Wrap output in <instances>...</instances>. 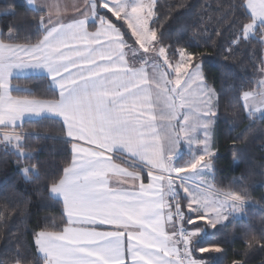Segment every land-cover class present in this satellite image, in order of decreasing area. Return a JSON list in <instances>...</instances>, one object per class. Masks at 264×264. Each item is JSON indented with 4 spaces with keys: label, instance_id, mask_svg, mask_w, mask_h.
<instances>
[{
    "label": "crops",
    "instance_id": "obj_1",
    "mask_svg": "<svg viewBox=\"0 0 264 264\" xmlns=\"http://www.w3.org/2000/svg\"><path fill=\"white\" fill-rule=\"evenodd\" d=\"M249 1L252 20L264 26L254 18ZM25 2L44 12V35L32 45L0 40V128L19 125L21 115L23 121L54 117L71 142L70 163L50 187L62 202L66 225L35 236L44 264H181L170 199L172 186L185 189L171 176L173 169L183 172L182 160L173 161L184 144L164 114L168 82L155 59L154 43L151 47L143 33L130 31L131 45L89 0L84 1L89 7L85 15H77L73 2L64 5V0ZM93 16L96 26L90 29ZM45 64L55 71L50 73ZM29 75L48 77L58 98L12 95L11 79ZM39 101L55 107L36 116ZM195 138L186 141L196 148V159L211 154L204 151L202 133ZM209 146L214 152L211 141ZM186 174L190 184L198 183Z\"/></svg>",
    "mask_w": 264,
    "mask_h": 264
},
{
    "label": "trees",
    "instance_id": "obj_2",
    "mask_svg": "<svg viewBox=\"0 0 264 264\" xmlns=\"http://www.w3.org/2000/svg\"><path fill=\"white\" fill-rule=\"evenodd\" d=\"M94 1L96 13L135 45L126 23ZM153 10L156 15L149 27L159 35V46L171 43L167 59L177 61L181 50L194 54L192 65L201 64L207 84L217 92L211 135L215 154L207 159L213 164L210 181L233 189L243 203L240 214L227 216L214 228L202 222L184 224L202 229L192 242V253L209 264H264V114L249 115L242 101L243 94L255 88L263 66L264 26L258 25L252 36L244 35L252 21L246 0H155ZM43 16L24 0H0V40L38 43L44 35ZM95 26L96 22L88 25ZM233 40L237 44L228 51ZM10 82L14 96L58 98L45 75L14 77ZM2 129L19 133L20 143L16 149L0 144V264H44L35 236L66 225L62 202L50 194V187L70 163L71 142L54 117L27 119ZM183 157L184 153L173 162L178 164ZM180 197L184 205L185 198ZM191 217L186 213L185 221Z\"/></svg>",
    "mask_w": 264,
    "mask_h": 264
},
{
    "label": "rangeland",
    "instance_id": "obj_3",
    "mask_svg": "<svg viewBox=\"0 0 264 264\" xmlns=\"http://www.w3.org/2000/svg\"><path fill=\"white\" fill-rule=\"evenodd\" d=\"M25 1V0H24ZM45 1V0H44ZM64 5H71L73 2V6L76 9L77 15H79V12L82 13L81 15H85L86 9H89L86 5H84L85 0H64ZM90 3L95 6L94 0H89ZM102 3H104L107 7H110L111 14H113L115 17L122 19L130 31L140 32L145 35V37H148V40L145 39V42L148 41L149 45H151V41L153 39V30L149 27V22L151 20V17L148 14V11L145 8V5H154L155 0H99ZM83 2V4H82ZM26 3V2H25ZM57 3V2H56ZM101 3V4H102ZM126 3V6H125ZM27 4V3H26ZM262 6H261V5ZM251 5L255 6L252 7ZM248 6L250 10L252 11V14L254 15V18L257 20H263L264 21V0H250L248 2ZM48 8V14L49 18H51V11ZM122 15L126 17L125 19L122 18ZM142 18L140 21L137 20V18ZM92 21L96 22V16H93ZM148 21V27L145 28L143 26V22ZM260 25L257 21H250L245 27H244V35L245 36H252L254 35V30L256 27ZM263 25V24H261ZM260 40L262 41L264 45V30L261 27L260 31ZM149 46V49H150ZM140 47H142L140 45ZM160 47L157 42L153 45V51L155 55V59L157 60V63L162 68V73H164L167 84H168V91L166 93L168 94V100L165 106H168L169 109L164 110V114H168L171 117V123L173 126V129L176 131L178 135H180V139L183 140L182 143L184 144L182 150L178 154V158L184 153V157L181 158L184 167L183 172H181L178 168H176V174L173 173L172 175L175 178L179 179L181 183L184 184L181 185L182 188L185 189L182 191L178 190V186H172V192H174V195L176 199L180 202V205L182 207V221H181V227L184 228L187 233L188 237L184 240V244L186 245V263H183L179 260L181 264H200L201 260L194 257L192 253V242L194 239L202 233H200V228H187L185 225H192L193 223L202 222L205 226L211 227L209 222L204 219V215L206 214V209L201 211V214L196 216L195 219H193V216L185 221L186 219V213L189 214L193 210H201L203 209V205L205 204V201L203 200V196L206 194L208 182L210 181V169L206 167V161H203V166L200 163L201 158L203 160H207L211 154L205 153L204 155H200V159H196V148H189L188 146L190 143L186 141V139L192 138L193 140H196L197 132H201L203 137H205V129H204V122L209 119H214L215 116L210 117L209 115L205 114L204 111V105L199 103V97H195L197 103L195 105H192L188 103L190 99H192V93H194L196 89V84L189 82L190 74L194 71L191 63L190 57L186 56L184 59V63H178L180 58L175 62H170L166 55L160 54ZM143 49L146 48L145 46L142 47ZM179 79L182 84H184V87L181 88L180 84L176 83V80ZM192 80H195V77H192ZM245 93H248L249 95L247 97L244 96ZM243 94L242 101L244 104V107L249 115L256 116L264 114V56H263V66L259 72L258 81L254 89L250 91H246ZM165 102V100L163 99ZM213 107L216 108V104L214 102ZM173 120V121H172ZM214 124V123H213ZM213 128V125H212ZM211 128V130H212ZM19 133L8 131L0 128V144L7 145L10 147H13L16 149L17 145L20 143ZM11 137V139H9ZM186 137V138H185ZM185 140V141H184ZM20 152L19 150H17ZM204 151L205 146H204ZM198 152V151H197ZM21 153V152H20ZM198 161V162H197ZM208 161V160H207ZM189 162H191V165L189 166ZM195 164H197L196 171ZM207 164H210L207 162ZM194 171L195 173H192ZM24 175L26 176V171H23ZM189 174L192 178H195L198 180L197 184L188 181V179H185L182 175ZM186 174V175H187ZM180 189V187H179ZM185 195H183V193ZM180 196L185 198L184 205L182 203V200H180ZM172 200V199H171ZM241 202V201H240ZM238 202V203H240ZM186 211V212H185ZM238 215L235 212H229L227 216L229 215ZM190 215V214H189ZM194 215V214H193ZM174 222V221H173ZM185 224V225H184ZM177 235V228L175 230ZM177 237V236H176ZM178 243V240H177ZM204 250H207L206 248ZM202 250H199L201 252Z\"/></svg>",
    "mask_w": 264,
    "mask_h": 264
},
{
    "label": "snow or ice",
    "instance_id": "obj_4",
    "mask_svg": "<svg viewBox=\"0 0 264 264\" xmlns=\"http://www.w3.org/2000/svg\"><path fill=\"white\" fill-rule=\"evenodd\" d=\"M126 6V3H125ZM146 10L148 11V14L150 17H155L156 13L153 10L154 5H145ZM142 18L138 17L137 20L140 21ZM143 26L145 28L148 27V21L143 22ZM160 37L156 33L155 30H153V39L151 42L156 43L159 42ZM237 44L236 40H233L231 42V45L228 48V51L232 50V47H234ZM171 48V43L167 46H161L160 47V54L161 55H167V49ZM177 55L180 57V60L178 63H184V59L186 56L193 57L194 54H188L185 51L181 50L177 53ZM45 59H47V55H45ZM44 67L48 68V71L51 73L55 71L53 67H50L48 64L43 65ZM193 72L190 74L189 82L196 84V89L194 93H192V99L187 101L188 103L195 105L197 103L195 97H199V103L204 105V111L206 115H209L210 117H214L217 115V109L213 107V104L217 101V92L215 89L211 87V85H208L204 74L201 71V64L193 63ZM192 77H195V80H192ZM51 79V77H50ZM177 84L181 85V88L184 87V84L177 79ZM249 94L245 93L244 96L247 97ZM2 99V97H0ZM55 106L47 103L46 101H39L35 104V112L33 113L36 116H39L46 111L52 110ZM264 110V109H261ZM24 116L21 115L19 118V122L22 125L23 124ZM214 123V119H209L204 122V129H205V139H204V146L205 150L211 153V157L214 156L215 152H211V147L209 146V142L211 141V128ZM13 126H15V120L13 121ZM11 139V137H9ZM218 151V150H217ZM203 166V158L200 162ZM189 166H191V162H189ZM213 166L212 163L207 164L206 167L211 169ZM27 179V177H25ZM186 179H189V177H186ZM52 191H56L55 188L52 189ZM241 197L239 195L234 194V190L231 188H219L214 186L211 181L208 182L207 191L206 194L203 196V200L205 201V204L203 205V209L201 210H193L189 214L193 216V219L196 218V216L201 214L202 210L206 209V214L204 215V219L209 222L210 226L212 228L216 227L217 225H220L227 221V215L229 212H235L236 214H240L243 210V203L241 201ZM240 202V203H238ZM194 214V215H193ZM198 223V221H197ZM195 227V225H193ZM200 233L202 229L199 230ZM39 236L40 233H37ZM200 264H209V261L204 260L201 261Z\"/></svg>",
    "mask_w": 264,
    "mask_h": 264
},
{
    "label": "built area",
    "instance_id": "obj_5",
    "mask_svg": "<svg viewBox=\"0 0 264 264\" xmlns=\"http://www.w3.org/2000/svg\"><path fill=\"white\" fill-rule=\"evenodd\" d=\"M173 173L176 174V170L173 169ZM180 180V178L178 179ZM172 199V200H171ZM170 199V217L174 221L175 228H177V246L175 247V255L178 260L183 263L186 262V245L184 244V240L188 237L187 231L181 227L182 221V207L180 202L176 199L174 195L171 196Z\"/></svg>",
    "mask_w": 264,
    "mask_h": 264
}]
</instances>
